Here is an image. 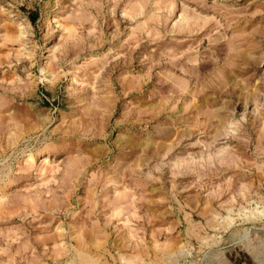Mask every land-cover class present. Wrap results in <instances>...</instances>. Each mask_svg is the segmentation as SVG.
Instances as JSON below:
<instances>
[{
  "label": "rangeland",
  "instance_id": "374dc122",
  "mask_svg": "<svg viewBox=\"0 0 264 264\" xmlns=\"http://www.w3.org/2000/svg\"><path fill=\"white\" fill-rule=\"evenodd\" d=\"M0 264H264V0H0Z\"/></svg>",
  "mask_w": 264,
  "mask_h": 264
},
{
  "label": "bare ground",
  "instance_id": "6f19581e",
  "mask_svg": "<svg viewBox=\"0 0 264 264\" xmlns=\"http://www.w3.org/2000/svg\"><path fill=\"white\" fill-rule=\"evenodd\" d=\"M28 160H30V159L28 158ZM44 161H47V160H44Z\"/></svg>",
  "mask_w": 264,
  "mask_h": 264
}]
</instances>
